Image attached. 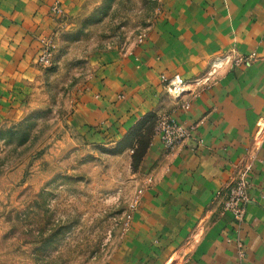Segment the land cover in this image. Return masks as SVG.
<instances>
[{"label": "rangeland", "instance_id": "rangeland-1", "mask_svg": "<svg viewBox=\"0 0 264 264\" xmlns=\"http://www.w3.org/2000/svg\"><path fill=\"white\" fill-rule=\"evenodd\" d=\"M74 1L70 10L62 0L42 3L52 25L35 40L40 53L42 41L52 39L53 64L44 68L33 63L36 71L19 77L18 87L12 83L0 92L1 99L6 93L12 97L10 89L23 96H15L17 104L0 106V264H154L157 252L148 250L141 235L130 234L132 214L141 209L145 191L157 180L155 167L147 164L152 139L160 138L157 127L164 119H173L170 113L182 94H171L162 82L166 91L161 90L158 106L111 134L107 131L112 123L79 127L77 111L91 85L103 79L102 71L135 57L147 42L168 31L166 0ZM221 59L218 67V57L210 58L185 85L207 86L235 65V59ZM125 91L117 94L119 100L127 101ZM101 127L107 129L97 130ZM263 143L264 117L246 155L216 193L221 212L240 227ZM242 180L247 193L244 216L237 220L226 203ZM210 222L199 221L187 238L188 247L202 241ZM177 258L172 255L165 264Z\"/></svg>", "mask_w": 264, "mask_h": 264}, {"label": "crops", "instance_id": "crops-1", "mask_svg": "<svg viewBox=\"0 0 264 264\" xmlns=\"http://www.w3.org/2000/svg\"><path fill=\"white\" fill-rule=\"evenodd\" d=\"M62 1L68 10L75 6L74 0ZM46 2L0 0V92L12 83L18 87L19 77L36 71L35 39L52 25L47 7L41 6ZM165 7L168 31L147 42L135 57L102 71L103 79L82 99L77 123H112L109 134L118 127L124 130L130 118L158 106L166 89L161 76L186 81L200 74L212 57H218L220 67L222 57L255 53L256 62L223 69L207 86L185 85L170 116L192 129V139L167 154L154 135L147 164L155 167L157 180L145 191L141 209L132 214L130 234L141 235L148 250L157 252L154 264H165L172 255H178L174 264H264V143L254 162L241 227L221 212L222 201L216 198L264 117V0H166ZM10 90L12 97H0V106L17 104L16 97H23ZM124 90L127 101L117 96ZM185 103L189 109L182 108ZM203 219L212 226L199 244L188 247V236Z\"/></svg>", "mask_w": 264, "mask_h": 264}, {"label": "built area", "instance_id": "built-area-1", "mask_svg": "<svg viewBox=\"0 0 264 264\" xmlns=\"http://www.w3.org/2000/svg\"><path fill=\"white\" fill-rule=\"evenodd\" d=\"M53 13L57 14L60 10L55 7ZM264 38V34H263ZM42 49L37 57V64L41 67H50L53 64V44L52 39H44L42 41ZM257 61V55L255 53L248 56H240L235 59V65H248ZM163 83H166L168 90L171 94L181 95L184 92L185 83L179 77L168 79L166 76H161ZM123 98V97H121ZM183 107L188 108L189 104ZM157 134L160 136V140L167 151H173L183 145V143L192 139V129L184 127L176 120L168 118L164 119L157 127ZM246 175V174H245ZM244 175V177H245ZM147 183H152V178L147 179ZM140 197L143 191L140 192ZM247 185L246 181L242 180L236 189L231 191L229 200L226 203V210L233 213L237 220H241L244 216V210L242 208L243 202L246 200ZM139 197V199H140ZM139 200H136L132 207L135 209ZM131 215L128 216L130 220Z\"/></svg>", "mask_w": 264, "mask_h": 264}]
</instances>
